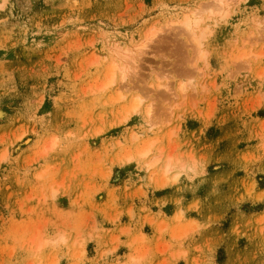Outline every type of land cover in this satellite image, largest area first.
I'll use <instances>...</instances> for the list:
<instances>
[{"label":"rangeland","instance_id":"rangeland-1","mask_svg":"<svg viewBox=\"0 0 264 264\" xmlns=\"http://www.w3.org/2000/svg\"><path fill=\"white\" fill-rule=\"evenodd\" d=\"M217 1L0 0V264H264V0Z\"/></svg>","mask_w":264,"mask_h":264},{"label":"bare ground","instance_id":"bare-ground-1","mask_svg":"<svg viewBox=\"0 0 264 264\" xmlns=\"http://www.w3.org/2000/svg\"><path fill=\"white\" fill-rule=\"evenodd\" d=\"M215 7L218 8V10L220 11L221 13V17L223 16H226V13H227V8H228V5L226 4V2L224 0H218L215 4ZM213 13V11L211 12ZM200 14L199 13H194L192 15H189V16H186L184 21L182 22V26L183 28L185 29V31L187 32V34H189L191 40H192V43H194L195 45H200V40H201V37L198 36L196 34V30L198 28V23L200 22V18H199ZM151 36H152V33L150 35H148L145 39V43L142 44V46L140 48H144L146 43L148 41H150L151 39ZM129 51V50H128ZM200 58H204V55L202 53H200L199 55ZM119 68V66L115 65V64H112L109 68V79L108 81L104 84V88L106 87H109L113 84L114 82V76H115V70ZM126 74L124 73V71H122V75H121V79L127 77L125 76ZM103 87V86H102ZM181 90H183V88H181ZM149 113V112H148ZM133 139H135L134 137H132ZM149 152V149H144L142 150L141 152H139V156L140 157H144L148 154ZM158 161L157 158H155V160H152L150 163H148L146 166L147 168H150L151 166H153L156 162ZM166 169H165V173L168 171V166L169 165H166Z\"/></svg>","mask_w":264,"mask_h":264}]
</instances>
